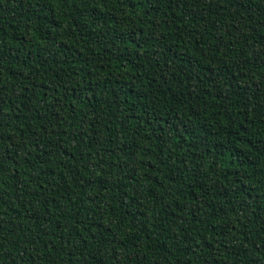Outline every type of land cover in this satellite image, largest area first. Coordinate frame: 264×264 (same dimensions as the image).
I'll use <instances>...</instances> for the list:
<instances>
[{"label":"trees","instance_id":"1","mask_svg":"<svg viewBox=\"0 0 264 264\" xmlns=\"http://www.w3.org/2000/svg\"><path fill=\"white\" fill-rule=\"evenodd\" d=\"M0 264H264V0H0Z\"/></svg>","mask_w":264,"mask_h":264}]
</instances>
